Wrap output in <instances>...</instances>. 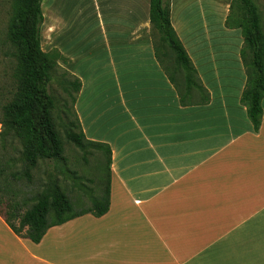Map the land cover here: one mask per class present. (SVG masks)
<instances>
[{
    "label": "crops",
    "instance_id": "1",
    "mask_svg": "<svg viewBox=\"0 0 264 264\" xmlns=\"http://www.w3.org/2000/svg\"><path fill=\"white\" fill-rule=\"evenodd\" d=\"M107 1L112 21L96 30L110 87L87 91L76 64L64 66L81 83L84 139L110 152L107 211L52 226L36 244L0 216V264H264V99L254 132L238 102L240 31L223 26L229 5L212 20L203 0H169L171 27L209 94L181 107L154 58L148 0Z\"/></svg>",
    "mask_w": 264,
    "mask_h": 264
},
{
    "label": "trees",
    "instance_id": "2",
    "mask_svg": "<svg viewBox=\"0 0 264 264\" xmlns=\"http://www.w3.org/2000/svg\"><path fill=\"white\" fill-rule=\"evenodd\" d=\"M41 3L42 0H13L5 34L15 61L12 72L14 87L10 100L0 107V134H12L20 141L21 156L27 170L35 166L37 159L56 161L61 159L62 154L52 115L54 101L47 87L58 64L66 65L68 60L54 48L48 52L40 48ZM233 5L235 10H232ZM148 24L155 33V38L149 34L154 58L174 89L179 105L207 104L208 91L201 85L196 70L171 27L169 0H148ZM223 26L240 31L239 58L245 82L238 102L244 107L246 118L256 132L261 119L260 102L264 99V35L252 0H230ZM160 58L165 59L167 64H163ZM64 72L72 79L63 83L72 109L80 82ZM176 75L181 76L180 81ZM72 115L74 120L67 123L65 139L78 148L84 143L103 152L106 167L104 190L99 197L92 199L89 209L79 212L72 211L67 196L56 184L47 186L22 213L17 202H9L7 213L0 211L4 223L15 236L34 244L52 226L83 214L99 217L108 208L109 149L106 145L86 141L74 112ZM72 126L78 130L77 133L72 131ZM14 221L17 223L14 224Z\"/></svg>",
    "mask_w": 264,
    "mask_h": 264
},
{
    "label": "rangeland",
    "instance_id": "3",
    "mask_svg": "<svg viewBox=\"0 0 264 264\" xmlns=\"http://www.w3.org/2000/svg\"><path fill=\"white\" fill-rule=\"evenodd\" d=\"M12 1L0 0V107L10 100L14 87L12 72L15 61L5 36L11 17ZM203 1L206 10L210 8L212 20L219 16L222 4L230 3V0ZM252 2L259 14V24L264 35V0H252ZM108 5L107 0H42L40 5L43 16L39 31L41 50L48 52L54 48V45L59 50L60 44L62 52H66L67 64L74 62L81 72L87 91H104L111 84L106 48L96 30L100 21L105 25L112 21L106 12ZM232 10H235L234 5ZM97 14L102 16L100 20ZM128 21L130 24L126 22L122 24L121 34H125L133 27V19L129 18ZM148 34L155 38V33L150 27ZM160 59L163 64H167L165 59ZM64 66L58 64L47 87L54 101L52 115L62 147L61 159L56 161L37 159L35 166L27 170V165L21 156L20 141L12 134L5 136L0 134L2 214L7 213V205L12 201L18 203L19 212L22 213L50 184H56L67 196L72 211L76 212L89 209L92 199L99 197L104 190L106 167L103 152L84 143L78 148L65 139L67 123L74 120L72 114L73 112L75 114V109L74 104L71 109L70 98L63 90L64 81L72 80L65 75ZM176 77L178 81L181 80L180 75ZM71 129L75 133L78 132L75 126ZM16 223L14 221V224Z\"/></svg>",
    "mask_w": 264,
    "mask_h": 264
}]
</instances>
